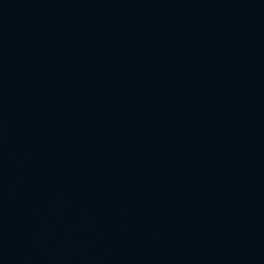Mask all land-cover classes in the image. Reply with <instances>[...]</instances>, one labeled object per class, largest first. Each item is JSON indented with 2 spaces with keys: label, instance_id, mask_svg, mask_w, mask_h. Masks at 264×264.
Listing matches in <instances>:
<instances>
[{
  "label": "water",
  "instance_id": "1",
  "mask_svg": "<svg viewBox=\"0 0 264 264\" xmlns=\"http://www.w3.org/2000/svg\"><path fill=\"white\" fill-rule=\"evenodd\" d=\"M0 264H264V0H0Z\"/></svg>",
  "mask_w": 264,
  "mask_h": 264
}]
</instances>
